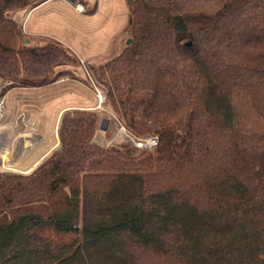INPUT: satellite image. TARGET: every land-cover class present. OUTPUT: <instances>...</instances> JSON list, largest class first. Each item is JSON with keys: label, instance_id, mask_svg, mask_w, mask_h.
Segmentation results:
<instances>
[{"label": "trees", "instance_id": "1", "mask_svg": "<svg viewBox=\"0 0 264 264\" xmlns=\"http://www.w3.org/2000/svg\"><path fill=\"white\" fill-rule=\"evenodd\" d=\"M44 1L0 0V76L41 87L79 61L9 16ZM126 2L131 41L95 80L158 145L100 146L98 112L65 111L60 150L0 172V264H264V0Z\"/></svg>", "mask_w": 264, "mask_h": 264}, {"label": "rangeland", "instance_id": "2", "mask_svg": "<svg viewBox=\"0 0 264 264\" xmlns=\"http://www.w3.org/2000/svg\"><path fill=\"white\" fill-rule=\"evenodd\" d=\"M83 2L87 10L95 6L96 10L91 13H78L68 1L48 0L43 5L9 13L10 17L20 22L25 36L32 37L33 42L42 44L49 40H57L64 44L79 61L62 65L60 68L63 69L64 75L58 81L41 87L24 85L18 79L0 76V129L6 125L15 131L10 125L13 121L18 131H28L25 137H30V133L41 134V130L45 139L51 140L49 146L41 138L40 146L26 150L20 145L14 146L11 139H3V134L0 132V151L4 152L0 153L10 156L4 161L5 164L2 163L0 172L4 170H14L12 173L22 174L32 172L48 154L57 150V147L61 146L58 134L60 118L67 110L87 108L98 112V128L92 141L100 146L106 148L118 146L127 149L131 148L130 143L133 144L131 138L140 137L122 126L108 108L106 90L95 80L94 75L95 67L117 54L127 43L130 35L127 2L126 0H83ZM33 25H36L35 29ZM27 30H35L37 35H29ZM91 57L95 59H90ZM97 89H100L105 96L101 107H96ZM88 97L96 100V103L91 106ZM83 101L86 103L82 104ZM77 103L80 106L91 107L65 109L58 119L61 108ZM35 116L39 119V125L35 124L38 129L31 130L35 127L31 125ZM104 119H108L106 129L102 128ZM27 123L29 127L26 126ZM13 147L14 151H11L9 148ZM137 150L142 149L135 151ZM33 165L34 168H31Z\"/></svg>", "mask_w": 264, "mask_h": 264}, {"label": "crops", "instance_id": "3", "mask_svg": "<svg viewBox=\"0 0 264 264\" xmlns=\"http://www.w3.org/2000/svg\"><path fill=\"white\" fill-rule=\"evenodd\" d=\"M64 1H67V0H64ZM69 2V1H68ZM43 3H45V1L44 2H42V3H40V4H38L39 6L40 5H43ZM37 5V6H38ZM37 6H35V7H37ZM35 9V8H34ZM74 9V8H73ZM75 10V9H74ZM89 10V9H88ZM76 11V10H75ZM77 12V11H76ZM78 13H80V12H78ZM88 13V12H87ZM34 27H36V25H33V28ZM35 29V28H34ZM27 33L29 34V35H37V31H35V30H31V31H28L27 30ZM110 58V57H109ZM90 59H95V58H90ZM89 59V60H90ZM78 97V96H77ZM79 98V97H78ZM87 99V98H86ZM87 100H89L88 102H91L90 104H91V106L93 105V104H95L96 103V100H94V99H90L89 97H88V99ZM86 103V101H83L82 102V104L83 103ZM84 103V104H85ZM78 104V103H77ZM77 104H73V105H70V106H67V107H65V108H61L60 110H59V113H58V119L60 118V116H61V114L63 113V111L65 110V109H72L73 107H91L90 105H87V106H80L79 104L77 105ZM13 115V114H12ZM33 122H32V126H35V124H37L38 123V125H39V119H38V117L37 116H35L34 118H33V120H32ZM28 124V123H27ZM10 125L15 129V131H13L12 129H11V127L10 126H6V125H3L2 127H1V129H0V132H1V134H3V139H11V141H13L14 142V146H19L20 145V147L22 146L24 149H26V150H28V149H33V148H35L36 146L38 147V146H40V141H41V138L42 139H44L46 142L45 143H47L49 146L51 145V140H47V139H45V136L43 135V133H42V131L40 130V133L41 134H39V133H30L29 135H31L30 137H31V139H30V137H25V135H28V131L26 132V131H18V129H16V126H15V124H14V122L12 121V122H10ZM26 126H28L29 127V124L28 125H26ZM37 127L35 126L34 128H31V130H34V129H36ZM38 129V128H37ZM4 134H7V135H5L4 136ZM21 135V136H20ZM8 145V144H7ZM10 145V144H9ZM8 145V146H9ZM12 146H13V144H12ZM9 149H11V151H14V147L13 148H9ZM9 149H7L8 151H9ZM23 157H25V155H22ZM19 158V157H18ZM31 168H34V165L31 167ZM30 168V169H31ZM12 171H14V170H12ZM30 173V172H29ZM27 174V173H26Z\"/></svg>", "mask_w": 264, "mask_h": 264}, {"label": "built area", "instance_id": "4", "mask_svg": "<svg viewBox=\"0 0 264 264\" xmlns=\"http://www.w3.org/2000/svg\"><path fill=\"white\" fill-rule=\"evenodd\" d=\"M70 3H72L73 8L77 12H80V13L87 12V8L83 2L76 0L74 3L73 2H70ZM97 96H98V104L96 105V107H101L103 102L105 101V96L102 94L100 89H97ZM131 142L138 149L154 148L158 145L159 138L157 135H149L147 137H142V138L133 137L131 138Z\"/></svg>", "mask_w": 264, "mask_h": 264}, {"label": "water", "instance_id": "5", "mask_svg": "<svg viewBox=\"0 0 264 264\" xmlns=\"http://www.w3.org/2000/svg\"><path fill=\"white\" fill-rule=\"evenodd\" d=\"M70 2H75L76 0H69ZM131 41V38H128L127 39V43H129ZM191 44V42L190 41H188V42H186V45L187 46H189ZM107 122H108V119H104V123H103V125H102V128L103 129H106V125H107ZM61 149V146H58L57 147V150H60ZM2 172H7V173H12L13 171L12 170H5V171H2Z\"/></svg>", "mask_w": 264, "mask_h": 264}, {"label": "bare ground", "instance_id": "6", "mask_svg": "<svg viewBox=\"0 0 264 264\" xmlns=\"http://www.w3.org/2000/svg\"><path fill=\"white\" fill-rule=\"evenodd\" d=\"M1 152V151H0ZM2 154L4 153V152H1ZM1 153H0V167L2 168V163H4V161L6 160V158H8V157H10V156H6V155H1ZM4 159V160H3ZM37 161H39V160H37ZM5 164V163H4ZM10 166V165H9ZM4 168V167H3ZM14 168V167H13ZM5 171V170H4Z\"/></svg>", "mask_w": 264, "mask_h": 264}]
</instances>
